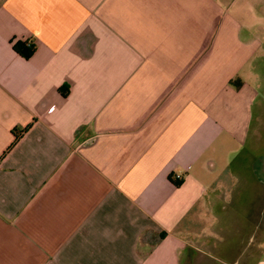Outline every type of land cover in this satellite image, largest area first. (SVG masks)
<instances>
[{
	"label": "crops",
	"instance_id": "crops-1",
	"mask_svg": "<svg viewBox=\"0 0 264 264\" xmlns=\"http://www.w3.org/2000/svg\"><path fill=\"white\" fill-rule=\"evenodd\" d=\"M257 2L0 0V264H264Z\"/></svg>",
	"mask_w": 264,
	"mask_h": 264
},
{
	"label": "trees",
	"instance_id": "trees-1",
	"mask_svg": "<svg viewBox=\"0 0 264 264\" xmlns=\"http://www.w3.org/2000/svg\"><path fill=\"white\" fill-rule=\"evenodd\" d=\"M17 50L22 56L29 57V55H31L35 50V46L31 43L20 42L17 44ZM63 93L66 94L67 89L63 90ZM28 127L29 125L21 129L13 128L12 133L14 135V141H16L28 129ZM176 184H180V181L176 180Z\"/></svg>",
	"mask_w": 264,
	"mask_h": 264
},
{
	"label": "rangeland",
	"instance_id": "rangeland-1",
	"mask_svg": "<svg viewBox=\"0 0 264 264\" xmlns=\"http://www.w3.org/2000/svg\"><path fill=\"white\" fill-rule=\"evenodd\" d=\"M249 1L250 0H236L235 7L238 8L243 3H244L243 5L245 6ZM246 11L250 12L247 5H246ZM252 13H253L252 16L249 17L250 18L249 21H253V19H255V15H256L258 21L259 22L262 21V26L264 27V0H258V2L255 3V6L253 7ZM247 230L250 231V229H247ZM242 231H243V229H242Z\"/></svg>",
	"mask_w": 264,
	"mask_h": 264
},
{
	"label": "built area",
	"instance_id": "built-area-1",
	"mask_svg": "<svg viewBox=\"0 0 264 264\" xmlns=\"http://www.w3.org/2000/svg\"><path fill=\"white\" fill-rule=\"evenodd\" d=\"M52 108L53 106H51L49 109H52ZM174 178L179 181L181 179V174H175Z\"/></svg>",
	"mask_w": 264,
	"mask_h": 264
}]
</instances>
